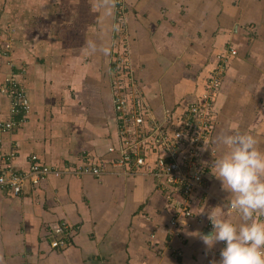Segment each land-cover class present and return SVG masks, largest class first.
Returning <instances> with one entry per match:
<instances>
[{
  "label": "crops",
  "instance_id": "crops-1",
  "mask_svg": "<svg viewBox=\"0 0 264 264\" xmlns=\"http://www.w3.org/2000/svg\"><path fill=\"white\" fill-rule=\"evenodd\" d=\"M115 5L0 0V29L11 38L0 83L11 71L30 101L20 124L0 130V152L14 150L17 171L28 168L31 155L54 168L86 157L106 168L100 177L50 173L35 185L26 181L15 196L0 190V264H218L223 242L209 249L196 233L211 230L207 213L230 198L209 173L224 150L218 136L235 127L264 149V0H123L121 20ZM118 21L123 29L116 33ZM114 36L125 42L158 120L164 110L176 119L203 90L216 56L235 51L200 152L204 188L177 229L169 227L156 180L125 172L109 152L118 144L109 75L118 52ZM8 105L0 93V122L8 119ZM62 222L69 225L66 244L51 248L50 232Z\"/></svg>",
  "mask_w": 264,
  "mask_h": 264
},
{
  "label": "built area",
  "instance_id": "built-area-1",
  "mask_svg": "<svg viewBox=\"0 0 264 264\" xmlns=\"http://www.w3.org/2000/svg\"><path fill=\"white\" fill-rule=\"evenodd\" d=\"M117 20H121L123 0H115ZM115 32L122 31L119 21ZM0 29V70L8 65L11 49L10 33ZM120 51L110 61V87L112 104L117 122V146L109 152L117 153L116 163L125 172H141L151 175L156 181L170 212L169 227L177 229L191 216L190 203L204 188V168L200 152L207 144L213 124V105L219 90L223 69L228 56L234 55L230 49L226 54L216 56L215 66L209 71L201 93L185 105L175 119L169 110L158 120L141 89L138 77L129 65L127 46L122 43ZM0 93L8 101V119L0 122V130L8 131L23 121L30 108V101L15 75L9 71L0 83ZM20 114L16 122L12 118ZM14 150L0 152V190H9L11 195H19L26 181L33 185L50 173L90 174L100 177L106 172L105 165L97 159L86 157L79 165L64 164L54 168L42 164L36 155L30 156L26 170L14 169ZM227 211H231L227 209ZM69 225L62 222L52 228L51 248L63 247L68 237Z\"/></svg>",
  "mask_w": 264,
  "mask_h": 264
},
{
  "label": "clouds",
  "instance_id": "clouds-1",
  "mask_svg": "<svg viewBox=\"0 0 264 264\" xmlns=\"http://www.w3.org/2000/svg\"><path fill=\"white\" fill-rule=\"evenodd\" d=\"M217 139L224 150L213 157L209 173L230 198L207 213L211 230L196 235L209 249L223 242L218 264H264V149L235 127ZM225 208L236 221L226 217Z\"/></svg>",
  "mask_w": 264,
  "mask_h": 264
},
{
  "label": "rangeland",
  "instance_id": "rangeland-1",
  "mask_svg": "<svg viewBox=\"0 0 264 264\" xmlns=\"http://www.w3.org/2000/svg\"><path fill=\"white\" fill-rule=\"evenodd\" d=\"M116 34V33H115ZM117 35V34H116ZM114 39H115V44H114V47H116V51H120L121 49H120V45L122 44V42H119L120 41V39H122V38H120V36H118V37H116V36H114ZM128 52V51H127Z\"/></svg>",
  "mask_w": 264,
  "mask_h": 264
},
{
  "label": "trees",
  "instance_id": "trees-1",
  "mask_svg": "<svg viewBox=\"0 0 264 264\" xmlns=\"http://www.w3.org/2000/svg\"><path fill=\"white\" fill-rule=\"evenodd\" d=\"M221 81H222V80H221ZM14 117H19V119H20V118H21V115H20V114H16V115L13 116L12 120H13V121H17V120H19V119L14 120ZM14 127H15V125L13 126V128H14ZM13 128H12V129H13ZM10 130H11V129H10ZM10 130H8V131H10ZM9 151H10V150H9ZM9 151H8V152H9ZM2 153L5 154V152H2ZM6 153H7V152H6Z\"/></svg>",
  "mask_w": 264,
  "mask_h": 264
}]
</instances>
